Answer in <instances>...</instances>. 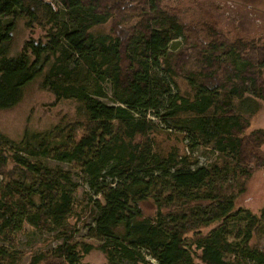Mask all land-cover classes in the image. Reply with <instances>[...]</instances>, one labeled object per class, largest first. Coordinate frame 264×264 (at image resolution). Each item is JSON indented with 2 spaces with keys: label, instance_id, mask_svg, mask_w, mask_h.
<instances>
[{
  "label": "trees",
  "instance_id": "16d2710c",
  "mask_svg": "<svg viewBox=\"0 0 264 264\" xmlns=\"http://www.w3.org/2000/svg\"><path fill=\"white\" fill-rule=\"evenodd\" d=\"M57 1L60 8L45 0H0V17L20 10L49 26L46 41L36 42L46 49L39 73L49 72L52 85L61 82L56 94L74 107L63 125L26 131L20 140L0 132V264H86L84 257L95 247L106 255L105 264H232L223 259L227 251L254 259L259 229L250 228L242 243L228 231L234 214L246 211L236 209L235 193L183 189L173 200L151 196L150 186L131 181L130 188L138 192L128 200L119 191L108 192L107 180L96 173L112 154L120 164L111 173L120 181L137 168L150 175L152 184L160 182L159 159L172 158L177 149L166 135L185 126L182 108L161 115L162 103L143 68L151 50L181 37L186 45L168 53L164 65L176 85V76H182L202 96L198 106L187 108L199 139L223 143L245 182L263 168L264 128L251 129V120L264 106V34H233L215 12L198 14L187 5L172 8L165 0ZM110 21L123 30H93ZM26 56L19 59L21 68L0 69V109L14 107L23 97L22 84L33 71ZM51 57L62 61L52 71L46 60ZM69 57L75 66L70 71L63 63ZM64 83L71 90L62 92ZM199 144L190 140L180 156ZM71 153L87 171L89 192H94L85 193L84 200L77 197L73 173L47 162L68 161ZM186 178L202 183L205 173L195 170ZM98 194L104 195L105 204ZM131 200L134 206H129ZM152 203L148 216L144 212ZM88 213L95 216L94 230L103 238L99 246L77 238V224ZM26 226L41 234L56 233L59 242L32 252L24 263L26 252L17 248V240Z\"/></svg>",
  "mask_w": 264,
  "mask_h": 264
},
{
  "label": "rangeland",
  "instance_id": "374dc122",
  "mask_svg": "<svg viewBox=\"0 0 264 264\" xmlns=\"http://www.w3.org/2000/svg\"><path fill=\"white\" fill-rule=\"evenodd\" d=\"M48 5H62L57 0H45ZM164 5H169L172 8L190 6V10L194 9L196 13L202 14L203 11L215 12L216 16L225 26L226 31L239 35H260L264 34V0H165ZM115 21H110L104 25L94 27V31H103L104 33L113 30H123L116 26ZM48 28L45 23L31 19L24 12L18 10L15 14L0 17V69L21 68L19 59L22 56H27L32 60L33 71L28 73L31 79L24 81L22 84V99L14 107L0 109V132L6 133L10 137L20 140L26 131H42L55 126H61L64 123V118L67 112L74 111V107L70 100L58 97L55 90L61 82L54 81L52 85L47 81L49 72L39 71L44 67L45 48H40L37 45L39 41H46ZM187 41L182 37L172 41L166 48H158L151 50L148 54L147 64L145 65V73L148 75L149 85L155 91L160 102L162 103V113L175 111L178 112L182 108L183 119L181 126L185 129H173L170 134L166 135L169 143L177 149L172 158L167 157L166 160L159 159L157 176H161L159 183L151 182V177L145 172L133 168L127 175L125 181H120L115 178L111 171L119 166L120 161L113 159L112 154H107L105 160L99 167L98 171L100 180H107L108 192L122 193L128 200L135 198L134 194L138 189H132L131 181L145 183L150 186L148 192L151 196L160 198H169L174 200V196L181 191L190 190L193 193L213 192L238 195L236 201V209H244L243 214L235 213L229 221L228 231L232 238L237 242L242 243L249 239L250 228L259 229L253 242L259 245V250L254 254V259H245L242 254L234 252H224L223 259L230 261L232 264H264V167L255 172L249 179L244 181L243 175H238L233 164V157L229 151L224 149V144L219 143L214 139L207 141L200 140L198 129L189 120L188 109H193L199 105L202 99L201 95H197V89L189 85L183 77L176 76L179 85L175 84L174 76L166 72L164 65V57L175 50H180L186 45ZM38 48H40L38 50ZM25 57L28 59V57ZM49 65L56 64L62 61H56L53 57L46 59ZM64 60V68L67 70L74 69L73 60ZM23 63V62H22ZM70 64V65H69ZM25 65V64H24ZM23 65V66H24ZM63 83V82H62ZM55 85V86H54ZM110 89V84H108ZM71 90L70 86L64 83L61 86V91L66 92ZM103 100L111 105L120 106L112 102L108 98ZM184 108V109H183ZM149 116L158 122L161 127L164 123L159 115L150 113ZM120 120L125 119L123 115H119ZM255 127L264 128V106L251 120V129ZM165 128V127H164ZM195 139L200 144L194 151H185V156H180L183 153V146H187L190 140ZM179 155H178V154ZM158 160V158L156 159ZM47 162L50 165L59 164L70 170L73 173L74 179L79 183L77 197L79 200H84L85 193L94 195V192H89L87 180L89 176L87 171L81 169L78 165V158L71 153L68 161L58 162L53 158H49ZM233 164V165H232ZM195 170H201L205 173L204 182L197 183L186 178L188 173ZM129 179V180H128ZM102 182V181H101ZM152 184V185H151ZM184 189V190H183ZM112 190V191H111ZM143 195V194H142ZM103 204L106 203L104 195H95ZM88 200V199H87ZM129 206H134L132 200ZM148 206V205H146ZM134 208V207H132ZM154 204H150L148 209H145V214H152ZM128 213L131 215L133 212ZM83 219L77 224V238L82 241H88L99 246L103 238L94 230L96 226V218L93 214L88 213L83 215ZM56 233L41 234L33 228L26 226L25 230L18 234L17 248L26 252L23 262L27 263L30 260L32 252H37L42 248L55 246L59 240L55 238ZM51 238V239H50ZM50 240V241H49ZM246 253L243 250V254ZM107 262L106 255L95 247L88 255L84 257L86 264H105ZM156 262V261H154Z\"/></svg>",
  "mask_w": 264,
  "mask_h": 264
}]
</instances>
